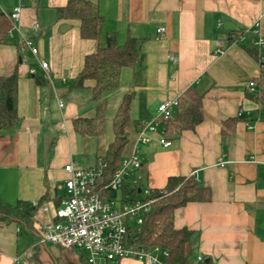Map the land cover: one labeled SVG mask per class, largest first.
<instances>
[{"label":"crops","instance_id":"1","mask_svg":"<svg viewBox=\"0 0 264 264\" xmlns=\"http://www.w3.org/2000/svg\"><path fill=\"white\" fill-rule=\"evenodd\" d=\"M94 1L105 16L106 31H118L121 42L127 34L141 37L144 44L137 63L122 68L119 87L103 93L107 116L98 121L97 133L88 135L74 129L73 119L93 115L95 103L89 88L71 85L84 56L104 44V36L82 38L78 20H57L56 10L67 0H0L5 12L22 6L13 37L0 44V75L16 70L19 75L21 117L15 129L0 136V197L12 203L43 199L36 227L53 219L57 197L65 193V165L91 167L105 155L114 138L113 117L124 95L133 91V121L123 156L139 146L142 166L114 195L165 188L172 175H193L208 187L210 199L177 208L175 225L196 232L197 259L264 263V99L252 98L247 86L260 73V59L252 50L262 51L264 58V46L256 45L264 39V0ZM35 22L39 30L33 28ZM64 24L70 26L62 31ZM160 25L166 28L163 35L157 32ZM244 30V40L232 42L233 33ZM20 35L34 39L37 56L18 42ZM38 58L48 62V70ZM35 75L45 81L38 83ZM190 86L201 94L200 124L175 137L165 133L171 141L167 147L159 141L162 127L150 133V142L140 143L141 126L156 116L159 104L182 97ZM0 264L90 263L83 251L44 243L36 231L0 221Z\"/></svg>","mask_w":264,"mask_h":264},{"label":"trees","instance_id":"2","mask_svg":"<svg viewBox=\"0 0 264 264\" xmlns=\"http://www.w3.org/2000/svg\"><path fill=\"white\" fill-rule=\"evenodd\" d=\"M56 19L78 20L82 38H105L104 44L84 56L83 66L71 85L74 89L89 88L91 100L95 103L93 115H78L73 119L74 129L82 134L94 135L98 130V121L107 116V100L102 97L103 93L119 87L122 68L137 63L144 39L127 34L121 42L118 31H106L105 16L99 11L94 0H67L65 5L57 8ZM11 28L10 17L0 7V44L7 41ZM252 51L260 59L258 50ZM35 77L40 84L45 81L42 75ZM89 80L93 81L92 85H87ZM254 80L257 81L258 92L250 96L255 100L264 99V60L260 61V73ZM18 82L17 70L11 75H0V136L15 129L20 123ZM133 97V91L126 93L113 117L114 138L109 143L105 155L101 157L106 162L105 181L109 180L122 163L123 150L128 143L127 127L133 121ZM200 102L201 94L197 93L195 87L187 88L184 95L178 98V105L173 114L163 120L165 133L175 137L185 130H194L203 120ZM230 120L235 122L236 118ZM165 189L168 193L160 195L154 209L145 217L141 229L133 234L135 245L146 249L160 245L168 249L167 264H214L211 257L197 259L196 232L186 226L175 225L176 209L189 202L209 200L210 190L200 186L193 175H172L168 178ZM124 190L128 192L126 188ZM136 192L137 188H134L130 193L134 195ZM44 198H48L47 194ZM60 198L57 197L58 205ZM42 202L43 199L37 203L29 200L12 203L0 197V221L15 222L37 232L36 213Z\"/></svg>","mask_w":264,"mask_h":264},{"label":"built area","instance_id":"3","mask_svg":"<svg viewBox=\"0 0 264 264\" xmlns=\"http://www.w3.org/2000/svg\"><path fill=\"white\" fill-rule=\"evenodd\" d=\"M21 9L22 6L17 5L7 12L12 21L9 33L11 37L16 29L15 23L20 17ZM259 25V21H255L254 26L258 28ZM33 28L39 30L40 23L35 22ZM165 31L166 28L163 25L157 28L160 35H163ZM246 31L233 33L232 42L243 41ZM17 40L24 48L38 55L39 49L33 38L20 35ZM256 45L262 50L264 39L260 38ZM261 53L260 61H263ZM170 58L174 63L177 61L173 55ZM38 59L40 67L48 70V62L43 58ZM247 86L250 92H258L255 80L248 81ZM59 105L63 106V103L60 102ZM177 105L178 98L162 101L156 116L142 124L138 141L143 144L150 142L152 140L150 133L162 127L159 141L165 147L169 146L171 141L165 135L163 120L173 114ZM139 150V146H136L130 154L123 156L120 167L107 181L104 179L106 162L102 158L91 167H77L71 162L66 164L65 193L61 196L59 205L53 206L54 218L38 226L37 234L40 241L57 244L66 249L83 251L88 254L90 264H100L101 260L123 258H134L142 264H167L168 249L160 245L148 249L137 247L133 236L141 229L145 217L154 209L160 195L168 193L167 189L143 187L137 188L139 192L134 196L114 195L115 192L121 191L125 179L131 175V172L142 166ZM224 164L225 162L220 159V166ZM49 209L48 205L44 206L45 211ZM198 259L201 260L202 257L199 256Z\"/></svg>","mask_w":264,"mask_h":264},{"label":"rangeland","instance_id":"4","mask_svg":"<svg viewBox=\"0 0 264 264\" xmlns=\"http://www.w3.org/2000/svg\"><path fill=\"white\" fill-rule=\"evenodd\" d=\"M46 44H47V45L49 44V39H48V37H47V39H46ZM48 46H49V45H48ZM27 58H29V59L32 60V61L34 60L33 56H32L30 53H28ZM41 211H42V209L39 210L38 214H39ZM108 264H137V260H135V259H131V258H125V259H122V260H120V261H118V260H110V261L108 262Z\"/></svg>","mask_w":264,"mask_h":264},{"label":"water","instance_id":"5","mask_svg":"<svg viewBox=\"0 0 264 264\" xmlns=\"http://www.w3.org/2000/svg\"><path fill=\"white\" fill-rule=\"evenodd\" d=\"M70 25L69 24H64L61 26V30L64 31L66 28H68Z\"/></svg>","mask_w":264,"mask_h":264}]
</instances>
